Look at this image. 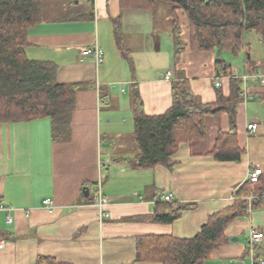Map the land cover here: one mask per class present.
<instances>
[{
	"label": "crops",
	"instance_id": "1",
	"mask_svg": "<svg viewBox=\"0 0 264 264\" xmlns=\"http://www.w3.org/2000/svg\"><path fill=\"white\" fill-rule=\"evenodd\" d=\"M92 2L45 0L42 21L29 31V59L56 64L60 83L86 86L76 95L69 140L54 141L47 118L0 124V233L5 234L0 264H36L39 257L60 264H161L136 261L138 237H195L211 215L232 205V194L252 168L264 173V83L255 77L246 84L252 100L237 106L238 144L245 151L240 162L217 161L210 154L220 132L230 131L229 115L223 114L205 117L204 140L180 144L172 170L133 169L137 150L131 86L138 85L148 116L171 108L172 83L180 74L202 103H214L216 56L191 50L189 22L182 11L177 15L185 48L176 64L171 7L122 13L120 0ZM49 5L57 9L51 17L45 16ZM69 11L89 17L62 19ZM120 16L123 52L133 66L116 44L114 21ZM95 45L104 51L100 66L82 56ZM111 50L116 52L113 59ZM241 69L264 75V60L248 54ZM169 71L171 80L165 79ZM230 83L224 79L220 88L225 97ZM251 124L257 126L255 133L248 130ZM99 182L107 199L102 208L95 195ZM168 195L171 203L196 207L172 224L159 223L154 220L156 207L168 203ZM46 199L54 202L53 213L43 206ZM254 233L264 234V210L234 221L226 230L228 242L205 264H255V258L264 259V239L250 244ZM249 248L251 254L244 258Z\"/></svg>",
	"mask_w": 264,
	"mask_h": 264
},
{
	"label": "trees",
	"instance_id": "2",
	"mask_svg": "<svg viewBox=\"0 0 264 264\" xmlns=\"http://www.w3.org/2000/svg\"><path fill=\"white\" fill-rule=\"evenodd\" d=\"M45 0H0V124L29 123L49 119L54 141L69 140L76 109V95L86 84L60 83L58 66L52 62L31 60L26 55L29 31L42 21ZM168 4L172 12L174 62L184 50L182 26L177 15L182 11L189 22L190 47L194 52H213L218 74L229 68L226 55L240 56L244 37L256 33L264 44V0H120L121 12L155 11ZM91 5L93 2L91 0ZM76 15V16H75ZM82 11H69L62 19L88 18ZM114 35L122 55L133 66L122 47V17L114 21ZM103 50V49H102ZM241 79H231L230 95L217 89L214 103L199 102L190 82L180 74L172 83V106L163 115L148 116L137 84L131 86L136 156L133 169L163 166L172 170V157L180 144L206 138V116L228 114L230 131L220 132L210 153L221 162H240L245 151L238 144L237 106L243 101ZM251 197V198H250ZM172 202V201H171ZM159 204L155 221L172 224L195 204L178 202ZM264 210V173L257 183L248 178L232 194V205L211 215L200 232L191 239L173 236H144L137 239V262L161 264H205L214 252L228 242L227 228L236 220L247 219ZM5 234L0 233V239ZM247 249L244 258L250 256ZM264 259L255 258V264ZM36 264H60L54 258L39 257Z\"/></svg>",
	"mask_w": 264,
	"mask_h": 264
},
{
	"label": "built area",
	"instance_id": "3",
	"mask_svg": "<svg viewBox=\"0 0 264 264\" xmlns=\"http://www.w3.org/2000/svg\"><path fill=\"white\" fill-rule=\"evenodd\" d=\"M83 58H93L97 66H100L104 62V51L102 48L98 45L89 47L85 49L82 53ZM251 77L259 78L263 83H264V75L260 73H255L253 75H248L244 74L242 72V69L240 67H229L227 70H221L220 73L217 75L214 81V86L217 89H220L223 85V80L224 79H241L243 82L244 90L243 93L241 94L242 100L247 102L252 100V97L246 92V84L248 80ZM165 79L171 80L172 79V72H167L165 74ZM248 130L251 133H255L257 131V126L254 124H251L248 126ZM263 174V170L261 168H252L250 170V173L248 175V178L250 179L251 182L257 183L259 181L260 176ZM96 202L97 205L102 208L107 204V199L105 198L103 191H102V182H99L96 188ZM251 198V197H250ZM165 200L167 202L172 201V196L168 195L165 197ZM43 206L50 212L53 213L55 209L54 202L51 199H46L43 201ZM7 211H10L11 209H5ZM7 222L12 223V218L10 215L7 217ZM264 239V234L262 233H254L250 237V244L251 246H254L256 243L260 242L261 240ZM5 247L4 242H0V249ZM260 264H264V261L261 260Z\"/></svg>",
	"mask_w": 264,
	"mask_h": 264
},
{
	"label": "rangeland",
	"instance_id": "4",
	"mask_svg": "<svg viewBox=\"0 0 264 264\" xmlns=\"http://www.w3.org/2000/svg\"><path fill=\"white\" fill-rule=\"evenodd\" d=\"M206 1H209V0H206ZM163 5H165V7H168V8L170 7V5L168 4H163ZM56 13H57V9L51 5L47 6L45 9V16L47 17L54 16V14ZM161 13L163 12L160 10L158 14H161ZM244 45L245 46L240 56L237 57V56H232L230 54L226 55V60L228 63L233 64V66L242 68L244 62L248 59V54L249 55L252 54L253 59L259 57L264 60V44L261 42V38L256 33L254 32L246 33L244 37ZM248 50L250 51V53L248 52ZM113 51L114 50H111L110 52V56L112 57V59L115 55L114 54L115 51L114 52ZM117 59H118V56H117ZM196 98L199 102H201L198 97Z\"/></svg>",
	"mask_w": 264,
	"mask_h": 264
},
{
	"label": "water",
	"instance_id": "5",
	"mask_svg": "<svg viewBox=\"0 0 264 264\" xmlns=\"http://www.w3.org/2000/svg\"><path fill=\"white\" fill-rule=\"evenodd\" d=\"M88 191H86V193H87Z\"/></svg>",
	"mask_w": 264,
	"mask_h": 264
}]
</instances>
